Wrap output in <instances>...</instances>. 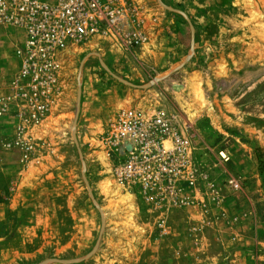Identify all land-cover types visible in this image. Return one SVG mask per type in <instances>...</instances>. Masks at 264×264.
<instances>
[{
    "label": "rangeland",
    "instance_id": "374dc122",
    "mask_svg": "<svg viewBox=\"0 0 264 264\" xmlns=\"http://www.w3.org/2000/svg\"><path fill=\"white\" fill-rule=\"evenodd\" d=\"M138 1L123 36L106 27L68 57L40 126L18 116L20 33L0 26V264H264V0ZM130 107L171 115L191 140L188 203L116 181L111 124ZM54 146L42 165L56 172H35Z\"/></svg>",
    "mask_w": 264,
    "mask_h": 264
},
{
    "label": "built area",
    "instance_id": "2783aa9c",
    "mask_svg": "<svg viewBox=\"0 0 264 264\" xmlns=\"http://www.w3.org/2000/svg\"><path fill=\"white\" fill-rule=\"evenodd\" d=\"M140 13L138 0H0V26H11L20 33L15 47L22 66L11 80V97L20 103L18 116L25 123L42 125L63 93L68 57L105 33L106 27L123 36L122 27ZM144 41L141 34L131 37L129 43ZM3 103L0 115L9 106V101ZM172 119L159 110L126 108L112 122L109 137L111 147L120 155L114 168L116 181L159 204L188 203V191L198 182L191 140ZM25 123L19 136L27 127ZM21 144L28 155L31 145ZM220 155L226 162L231 159L226 151ZM230 183L240 187L234 179Z\"/></svg>",
    "mask_w": 264,
    "mask_h": 264
},
{
    "label": "crops",
    "instance_id": "0c3cea01",
    "mask_svg": "<svg viewBox=\"0 0 264 264\" xmlns=\"http://www.w3.org/2000/svg\"><path fill=\"white\" fill-rule=\"evenodd\" d=\"M6 33H8V32L5 29H4V31H0V57L2 55V50L5 51L8 48L7 47L8 44L5 42L6 40H3L4 39L3 37H5V34ZM14 48H16V47H14ZM11 58L13 59V63L14 64L16 63V61L22 63V59L20 58V56L17 55L15 49H14V53L12 54V56L10 57V59ZM1 61L2 60L0 59V62ZM58 157L59 156L57 154V148H56V146L52 147L50 150H47L46 153L41 152V157H40V159H41V161H40L41 162V165H40V168L38 169V171L36 170L35 172H56L55 169L54 170H51V171L46 170L42 164H44L43 162H46V161H49V162H53L54 161L55 162L58 159ZM21 172H26V169H23ZM6 177H9L8 172L1 171L0 172V179H4Z\"/></svg>",
    "mask_w": 264,
    "mask_h": 264
}]
</instances>
